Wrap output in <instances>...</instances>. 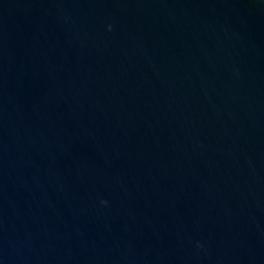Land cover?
<instances>
[{
    "label": "water",
    "instance_id": "obj_1",
    "mask_svg": "<svg viewBox=\"0 0 264 264\" xmlns=\"http://www.w3.org/2000/svg\"><path fill=\"white\" fill-rule=\"evenodd\" d=\"M0 264H264V0H0Z\"/></svg>",
    "mask_w": 264,
    "mask_h": 264
}]
</instances>
